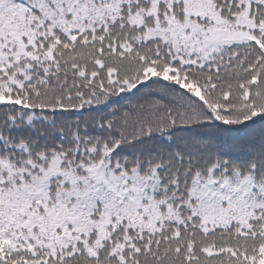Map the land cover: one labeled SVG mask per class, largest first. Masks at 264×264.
<instances>
[{"label":"snow or ice","instance_id":"obj_1","mask_svg":"<svg viewBox=\"0 0 264 264\" xmlns=\"http://www.w3.org/2000/svg\"><path fill=\"white\" fill-rule=\"evenodd\" d=\"M0 264H264V0H0Z\"/></svg>","mask_w":264,"mask_h":264}]
</instances>
